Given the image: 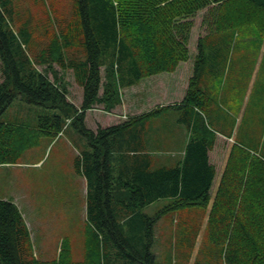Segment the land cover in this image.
<instances>
[{
  "label": "trees",
  "instance_id": "obj_1",
  "mask_svg": "<svg viewBox=\"0 0 264 264\" xmlns=\"http://www.w3.org/2000/svg\"><path fill=\"white\" fill-rule=\"evenodd\" d=\"M22 2L0 0V166L17 164L41 138L57 139L75 126L87 145L73 159L74 172L87 179V239L83 261L75 259L68 239L58 259L40 260L18 206L0 199V264H155L154 225L170 213L194 215L201 223L207 217L208 237L227 264H264V156L234 144L212 196L218 166L211 156L218 137L202 109L212 99L197 84L205 51L215 49L204 42L213 33L255 27L264 37V0H71L62 11L70 8V17L55 28H45L50 8L36 0L47 17L41 36L33 30L37 15ZM206 9L211 34L199 38L194 75L181 105L173 106L183 110L180 120L191 133L183 160L157 167L142 152L146 122L171 106L138 117L121 115L116 124L97 119L96 131L88 128L87 113L97 105L117 115L113 110L122 104L123 89L149 79L158 93L159 76L175 73L190 59L194 18ZM54 64L72 70L81 87L79 108L58 76L53 82L38 69L53 72ZM16 100L50 112L34 127L3 121ZM161 200L171 202L154 217L144 212Z\"/></svg>",
  "mask_w": 264,
  "mask_h": 264
},
{
  "label": "rangeland",
  "instance_id": "obj_2",
  "mask_svg": "<svg viewBox=\"0 0 264 264\" xmlns=\"http://www.w3.org/2000/svg\"><path fill=\"white\" fill-rule=\"evenodd\" d=\"M21 1H23L22 4L28 3L34 10L33 14L37 15L36 18H33V30L37 36H41L45 32V28H50L52 24L55 28V24L61 18L71 15L70 8L68 13H62L71 0H50V2L44 0L50 8L48 11L51 16L50 21L47 19L49 22L46 24V16L43 9L36 6V0H17L18 3ZM207 14L206 9L200 11L194 18V26L189 40L191 60L187 64L181 65L182 75L176 76V78L184 80L180 83L184 86L182 92H185L184 90L189 86L187 77L190 67L195 65L198 56L197 42L200 37L203 38L211 34L208 30L210 20L206 18ZM61 15L63 16L61 17ZM44 24L46 27L43 29L41 26ZM214 34L204 42L215 45L216 52L215 49L211 51L209 48L205 51L206 64L202 65L197 81L198 87L208 93L212 99V102L202 109L205 114L210 112L213 115L210 118H215L214 115L218 114L219 107L224 110L226 112L223 125L225 132L228 135L233 134L239 144L258 151L264 156V37L260 36L255 27L229 30L221 35ZM219 44H223L224 47L219 49L217 46ZM38 69L46 73L53 82L58 76V85L63 83L67 89L69 88V100L78 108L80 107L81 87L76 84L72 70L65 71L57 64H54L53 72L46 70L44 66H38ZM103 72H105L104 69ZM126 93L124 89V96ZM150 101V104L153 105L161 100L152 99ZM103 109L104 105H97L94 112L92 109L87 113L88 128L96 131L97 128L92 122L97 119L105 120V125H110L112 118H121L120 115H113ZM49 112L50 110L29 105L23 100H16L2 116V120L12 124H28L34 127L39 116ZM90 114H92L91 117ZM84 142L85 140L78 133V129L71 126L64 136L55 140L50 137L41 138L39 145L20 155L18 165L0 166V199L14 200V203L23 209L24 218H29L31 215L32 224L37 222L44 224V220H48L44 231L46 232V242H35L36 247L41 246L40 253L39 248L35 250L33 247L34 255H37L40 260H49L46 256L48 254L46 245L53 247L54 243L52 242L57 238L53 233L59 234L51 228V223L56 220L57 214L62 215L63 210L65 215L66 205L69 206L64 217L67 223L62 225L59 230L62 235H67L66 239L71 242L75 259L80 261L83 258L84 243L87 239L85 233L87 212H82L81 179L74 173L73 159L83 149H87ZM232 146L233 142L223 138L217 142L211 159L212 163L217 164L220 172H224ZM28 163L30 165H26ZM37 163L40 165H36ZM68 166L72 169V174L69 177L67 176L69 174L67 173ZM219 182L220 178L212 190V196L215 195ZM58 187L61 189V193L53 195L52 193L57 191ZM170 202V200H161L145 209L144 212L154 217ZM203 219L201 223L200 219L194 215H181L180 213L162 216L154 225L151 252L156 256L155 264H227L225 254L220 246L212 243L208 237L207 217ZM55 246L58 259L62 242L56 243Z\"/></svg>",
  "mask_w": 264,
  "mask_h": 264
},
{
  "label": "crops",
  "instance_id": "obj_3",
  "mask_svg": "<svg viewBox=\"0 0 264 264\" xmlns=\"http://www.w3.org/2000/svg\"><path fill=\"white\" fill-rule=\"evenodd\" d=\"M190 58H191V54H190ZM187 62L181 63V65L187 64ZM181 65L175 73H172L170 75L163 74L159 76L160 80L158 82L162 87H158V91L156 90L158 93H155V88H156L155 84L154 85L152 84L153 85L152 86L151 85L152 82H150L149 79H143L137 85L125 88V91L127 92L125 96L123 94V90H124L123 89L122 90V104L120 106L118 105L113 110L114 112H116L114 114H117L120 116L123 115L125 116V118L126 117L130 118L133 116L135 117L142 116L158 107L171 106V108H168L162 111L157 117L147 121L145 124V127L142 130V139H141L142 146L143 144H145V148L142 152L143 154L144 153L150 154L153 157V163H155L157 167H173L176 164H178L181 160H183L185 153H186V147L188 146V143L191 137L189 128L186 127V125H184L180 120L183 110H179L178 107H173V106H180L185 97L184 96L185 92H182V89H184V86L180 84L184 80L183 79L180 80L179 78H176L178 74L182 75V73L180 72L182 68ZM190 68L191 69L187 77L188 83L194 75V66L193 67L191 66ZM186 88H187V85H186ZM152 99L161 100V101H159L160 103L156 102V103H153L152 105L150 104L151 103L150 100ZM218 109H219L218 110L219 112L217 115H214L215 118H210V116H213L211 115L210 112L206 113L205 119H206L208 126H210L213 130L217 132V137H218L217 140H219L220 138H223L226 141L233 142V145L237 144L238 141L233 137V134L228 135L225 132V127L223 125H224V118H226L224 116L226 115V112L222 110L220 107ZM112 121H114V124L119 123L120 118L119 119L112 118ZM84 143L86 144V142ZM18 164H19V161L17 162V164L2 165V166L12 167ZM26 165H30V164L28 163ZM36 165L39 166L40 163H37ZM71 171H72L71 167L68 166L67 168V173H69L67 175L68 177L72 174ZM222 173L223 172H220V169L217 167V176H216L213 188L217 180L221 178ZM77 176L81 179L80 185H82V192H81L82 212H86L87 210V186H88L87 179L84 176H81L79 174H77ZM60 191L61 189L59 188L57 191H54L52 194L53 195L60 194L61 193ZM19 193H22V192L19 191ZM68 194H70V192H68ZM17 195H21V194H17ZM19 210L21 214L23 215L24 214L23 209L20 207ZM68 210H69V206L66 205L65 215H64V210H63L62 215L57 214L56 220L51 223V228L59 232V234L53 233L57 237L55 241L52 242L54 243L53 247L47 246L45 244L46 251H47L46 253H48L46 254V256H48L49 260L57 258L58 256L56 252L57 248L55 244L60 243V242H62L63 244L67 238V235L61 234L59 228L62 225L67 223V220H64V217L66 216ZM27 218L28 217L24 218V220L29 230L31 241L34 243L35 250L36 248H39V253H40L41 246L36 247L35 242H40V243L43 241L46 242L47 240V238H45L46 232L44 231L46 230V223H48V220H44L45 221L44 224H42L41 222L32 224L31 222H33L32 221L33 218H31V215L28 218L29 221Z\"/></svg>",
  "mask_w": 264,
  "mask_h": 264
}]
</instances>
